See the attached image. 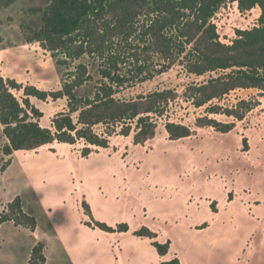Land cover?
<instances>
[{
	"label": "rangeland",
	"instance_id": "374dc122",
	"mask_svg": "<svg viewBox=\"0 0 264 264\" xmlns=\"http://www.w3.org/2000/svg\"><path fill=\"white\" fill-rule=\"evenodd\" d=\"M53 1L0 0L2 75L53 92L76 78H91L83 86L109 83L102 75L109 69L124 80L116 96L138 101L140 116L151 125H140L138 117L124 130L118 123L96 125L97 133L109 137L108 148L78 139L6 156L0 123V214L3 203L22 198L50 245L47 264H158L175 257L182 264H264V87L232 89L199 105L204 82L238 67L203 75L191 71L197 50L207 51L212 37L231 47L241 32L261 26L262 6L220 0L204 46L203 32L183 37L185 29H170L176 52L167 57L158 52L162 46L154 44L149 26L168 0H146L143 13L125 27L119 26L125 22L118 7H108L87 27L91 39L83 34L59 51L30 42L31 32L23 31V26L40 29ZM188 19L193 17L178 22L181 28ZM14 93L25 97L24 88ZM31 101L43 111L40 122L47 127L67 108V98ZM226 108L237 113L229 116ZM167 123L187 126L190 135L173 138ZM228 123L233 124L228 132L214 126ZM129 129V135L122 134ZM87 147L92 152L84 156ZM10 158L12 164L2 171ZM100 222L114 228L128 223L130 230L108 232ZM144 226L161 242L171 240L168 257H160L150 238L136 234ZM34 246L31 228L1 226L0 264H28Z\"/></svg>",
	"mask_w": 264,
	"mask_h": 264
},
{
	"label": "trees",
	"instance_id": "16d2710c",
	"mask_svg": "<svg viewBox=\"0 0 264 264\" xmlns=\"http://www.w3.org/2000/svg\"><path fill=\"white\" fill-rule=\"evenodd\" d=\"M168 0L165 8L156 10L158 16L155 17L149 26L154 44L156 47L162 46V54L170 57L176 51H173L172 38L167 31L185 29L187 33L183 37H198L201 32L203 36L199 42L204 46V36L210 29L211 19L220 6V0ZM253 4H260L263 8V18L261 26L252 30L243 31L239 34L240 38L231 47H226L219 42H214V38L206 42L207 51L202 47L196 62L191 64V71L203 75L208 71H217L219 69L235 68L230 73L220 74L204 82L199 91V105L209 103L215 98H220L236 88L264 87V0H253ZM146 0H54L45 10L43 15V24L40 29H34L23 26L25 35H28L26 29L31 32L30 42L39 41L45 47L52 51L70 49L76 43V37L86 34L89 39L91 35L86 33L90 22H96V15L108 7L117 10V16L124 19L121 27L132 23V17H138L143 12ZM116 6V7H115ZM187 17H193L192 20H186L181 28L178 22ZM182 20L180 23H182ZM25 29V30H24ZM180 36V35H179ZM101 50V46L95 47ZM232 50L233 53H228ZM82 68V67H81ZM85 69L86 67L83 66ZM104 78L110 79V82H104L98 85L88 84L83 86L86 80L76 78L73 82H67L59 91L48 92L41 90L36 86L19 84L14 78H5L0 73V123L3 126V132L7 142L3 147V154L12 156L14 152L21 150H35L44 145L54 143H75L78 139H84L91 146L108 148L110 140L108 136H103L94 130L96 125L129 123L130 120L138 117L140 125H151L147 123V117L140 116V104L134 99H120L116 96L124 83L121 75L114 74L111 70L102 71ZM89 77H91L89 75ZM117 83L118 85H115ZM24 88L25 97L20 99L14 90ZM167 90L155 92L149 98L163 96ZM47 100L67 98V108L58 113L52 121L51 126H43L40 119L44 116L43 111L32 103L31 98ZM145 98L144 96L140 97ZM139 98V99H140ZM148 98V97H147ZM247 101L243 100L242 105ZM152 108L146 111L151 112ZM227 109V110H226ZM226 114L232 116L236 110L226 108ZM242 119V114H237ZM219 128L222 132H228L233 124H222ZM167 129L173 138L186 137L190 135L187 126L175 123H167ZM142 131V130H141ZM154 132L149 130L144 135L148 136ZM122 134L129 135L130 129L122 131ZM139 141V140H138ZM246 141V138H245ZM92 152L87 147L84 156ZM12 161L1 167L5 171ZM17 211L19 217L25 218L27 222L20 221L14 211ZM15 221L16 225H23L31 229H36V218L24 211L22 198L17 196L8 203L7 209L0 215V226L6 221ZM101 229L108 232H127L130 230L128 223H121L116 228L105 223H99ZM139 236L148 237L152 240V245L161 256H165L171 249V240L161 242L158 240L157 233L144 226L142 230L136 232ZM46 245L43 241L34 246L28 264H44L47 261L45 253ZM158 264H182L179 257L171 260H165Z\"/></svg>",
	"mask_w": 264,
	"mask_h": 264
},
{
	"label": "crops",
	"instance_id": "0c3cea01",
	"mask_svg": "<svg viewBox=\"0 0 264 264\" xmlns=\"http://www.w3.org/2000/svg\"><path fill=\"white\" fill-rule=\"evenodd\" d=\"M4 66L2 65V64H0V73L2 74V72H1V69L3 68ZM13 162V161H12ZM12 164V163H11ZM9 202H11V200L10 201H8V202H5V203H3L2 204V212L4 211V210H6L7 209V206H8V203ZM25 211V210H24ZM1 215V214H0ZM6 222H13V223H15V221H6ZM6 222H4V223H6ZM3 223V224H4ZM2 224V225H3ZM16 224V223H15ZM1 225V226H2ZM1 226H0V228H1ZM17 226H23V225H17ZM32 232H33V236H34V238H35V245H37L38 244V242H40V241H47L45 238H43V235L39 232V229H38V227H36V229H32ZM50 249V245H49V243L47 242V247H46V250H45V253H46V256H47V251ZM169 255L167 254V255H165V256H161L160 255V257H162V258H166V257H168ZM31 257V256H30ZM30 260V259H29ZM49 261V258H48V256H47V261H46V263H44V264H47V262Z\"/></svg>",
	"mask_w": 264,
	"mask_h": 264
}]
</instances>
